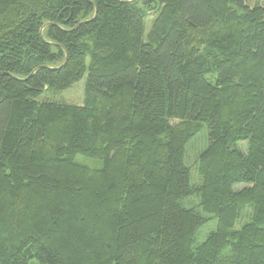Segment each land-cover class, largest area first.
<instances>
[{
  "label": "trees",
  "instance_id": "trees-1",
  "mask_svg": "<svg viewBox=\"0 0 264 264\" xmlns=\"http://www.w3.org/2000/svg\"><path fill=\"white\" fill-rule=\"evenodd\" d=\"M30 259L264 264V0H0V264Z\"/></svg>",
  "mask_w": 264,
  "mask_h": 264
},
{
  "label": "rangeland",
  "instance_id": "rangeland-1",
  "mask_svg": "<svg viewBox=\"0 0 264 264\" xmlns=\"http://www.w3.org/2000/svg\"><path fill=\"white\" fill-rule=\"evenodd\" d=\"M253 1V0H252ZM154 17L153 13H149L146 17V30L151 27L152 25V18ZM85 77L81 78L80 80L76 81L72 86L65 88L64 90H56L54 92L51 91H44L40 97H38L39 100L48 99L52 101H60V102H67L72 104H82L83 102V96H84V85H85ZM207 132L206 125L203 124L202 128L199 130L197 134L191 137L189 141H187L185 146V157H184V164L189 167L190 170V182L191 184L198 182L200 177L198 176L197 171V158L199 155V152L203 150L204 147L208 144L207 142ZM77 160H81V162L86 164H91L94 162V159L91 157L84 156L82 154H79L77 157ZM199 202V199L197 197H186L182 201V203L185 206H192L196 207L200 210L199 206H197ZM205 215H208L209 218L206 220V223L201 225L197 230L195 234V242L194 244H198L202 242L207 234L214 230L217 226V220L208 213H204ZM247 219L245 217H241L240 221L236 224V228H239L240 225L245 222ZM29 264H37V262L34 259L29 260Z\"/></svg>",
  "mask_w": 264,
  "mask_h": 264
}]
</instances>
